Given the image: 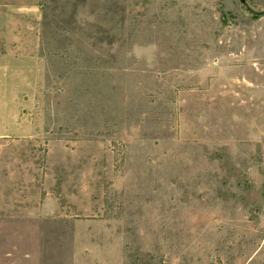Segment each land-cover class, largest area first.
<instances>
[{
    "label": "rangeland",
    "instance_id": "rangeland-1",
    "mask_svg": "<svg viewBox=\"0 0 264 264\" xmlns=\"http://www.w3.org/2000/svg\"><path fill=\"white\" fill-rule=\"evenodd\" d=\"M19 3L0 264H264V0Z\"/></svg>",
    "mask_w": 264,
    "mask_h": 264
},
{
    "label": "crops",
    "instance_id": "crops-1",
    "mask_svg": "<svg viewBox=\"0 0 264 264\" xmlns=\"http://www.w3.org/2000/svg\"><path fill=\"white\" fill-rule=\"evenodd\" d=\"M17 1L19 3L20 0H0V73H14L15 67L23 66V59L29 58L20 54L23 37L17 34L19 38L15 41V26L23 25L21 10H28Z\"/></svg>",
    "mask_w": 264,
    "mask_h": 264
}]
</instances>
